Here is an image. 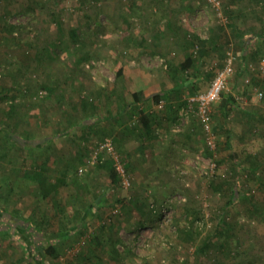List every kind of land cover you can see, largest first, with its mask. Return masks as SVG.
Listing matches in <instances>:
<instances>
[{
	"label": "rangeland",
	"instance_id": "obj_1",
	"mask_svg": "<svg viewBox=\"0 0 264 264\" xmlns=\"http://www.w3.org/2000/svg\"><path fill=\"white\" fill-rule=\"evenodd\" d=\"M216 1L217 5L206 0H0V90L13 86L19 94L0 102V127L8 125L23 138L41 139L77 124V119L81 121L78 129L74 128L70 134L61 131L63 134L41 146L40 152L18 145L15 154L0 132V148L3 146L0 158L5 153L11 157L9 165L21 162L24 174L20 176L27 181L30 178L25 174L32 169L25 154L37 156L39 152L41 163H46L45 174L52 178L58 176V168H64L67 162L77 164L82 190L76 192L77 185L70 189L73 195L81 194L78 197L81 199L74 202V198L65 197L63 202L71 213L75 205L77 209L86 208L87 200H93L95 194L105 200L99 209L103 215L100 218L88 215L82 221L84 229L63 237L56 246L58 257L44 258L43 264H76L83 258L95 264H264V222L252 219L243 203L246 201L240 199L222 214L227 199L210 188L213 178L224 177L230 184L235 183L241 193L256 196L257 200L264 196L260 188L264 181V56L245 65L241 50L242 40L251 36H256L257 43L264 47V0H235L232 8L228 0ZM229 7L233 14H229ZM70 29L79 31L78 42L69 40ZM184 37L191 38L192 45L186 44ZM52 42L57 45L56 51L50 46ZM44 48L47 54L40 57ZM73 49L94 54L78 66L75 72L78 77L68 81L80 87L79 97L88 96L99 107V113L95 112L93 117L97 121L95 126L82 125V120L93 112L84 110L83 104L74 105L75 88L65 84L69 83L66 77L71 73ZM190 53L195 56L194 68L183 74L177 72L176 62ZM228 58L232 60L233 73L220 99L212 106L208 133L191 109L186 112V100L205 91L215 71ZM48 66L51 69L43 71ZM119 69L122 76H117ZM51 79L59 81V86L54 87ZM138 89L146 96L166 94L162 107H155L153 101L137 105V112H157L161 116L153 141L145 142L143 151L138 147L142 142L136 139L129 138L124 148L114 142L122 130L127 133V127L135 126L138 113L126 120V125H116L112 119L104 118L119 97L114 91L121 93L120 99L131 102V91ZM228 95L236 103L225 115L215 108ZM21 100L25 107L19 105ZM183 101L186 106L177 115L168 114V106L175 107ZM10 103L17 105L16 114L5 124L3 115ZM228 131L230 146L226 142ZM106 142L111 143L112 151L101 148ZM158 154L161 159L155 157ZM248 155L263 162L262 168L256 174L248 169L237 173L234 160L244 165ZM79 156L81 162L77 160ZM107 157L115 168L120 165L128 177V186L121 183L107 188L105 173L84 176L89 171L95 172V165ZM167 157L169 163L163 165L161 160ZM20 184L16 186L17 202L7 204L19 207L26 219H35L32 223L53 212L50 198L22 199L28 185L37 190L34 181ZM117 198L122 202H114ZM136 199L147 202H132ZM186 207L191 209L188 225L193 224V230L199 232L195 237L179 233V225H185L189 215ZM76 210L73 220L79 223L81 212ZM221 216L240 228L230 238L223 234L218 238L220 242L226 240L231 254L239 252L232 262L227 259L229 247L197 254L201 242L217 227L224 230ZM102 226L108 228L102 230ZM93 237L97 239L92 241ZM17 245L2 232L0 247L15 250ZM20 250L21 259H25ZM8 257L12 256L0 253V259H4L1 264H8ZM37 259L40 258L35 259L39 263Z\"/></svg>",
	"mask_w": 264,
	"mask_h": 264
},
{
	"label": "trees",
	"instance_id": "obj_2",
	"mask_svg": "<svg viewBox=\"0 0 264 264\" xmlns=\"http://www.w3.org/2000/svg\"><path fill=\"white\" fill-rule=\"evenodd\" d=\"M228 1L230 2L229 5L231 7V5H233L235 0H228ZM230 7H229L228 12L229 14H233L234 12L231 10L232 7L231 8ZM237 31H238L237 28L234 26V33L236 34ZM68 37L70 38L69 40L71 42H74V43L78 42L79 31L77 29H70L68 33ZM27 39L29 41H33V38L31 39L30 37H27ZM256 39H257L256 36H251L247 38L246 40H242L241 50L243 51L242 57L244 59L245 65H246V62L251 59L261 58L264 56V47H262V45L260 46V44H258L259 42L257 43ZM184 41L186 44L192 45L191 38L184 37ZM51 44L52 45L50 46L52 50L57 49V45L55 44V42H52ZM252 48L253 49L255 48V50H251ZM45 49L46 48H44V50L43 49L41 50L40 57L42 56V54H47ZM73 53H74V61L72 63H69V69L71 70V73L68 75V77H66L67 82H69L68 81L69 79L72 80L75 76L78 77V74H75V72L78 71V66L82 63V61H89V59L94 56L93 53H90L88 51H85L82 53L80 49L79 51L78 49H73ZM195 62H196L195 56L192 53H190L186 55L184 61L177 62L175 70H177V72H180L182 74L186 73L190 71L192 68H194L196 64ZM222 67L223 65H221L219 69L215 71V73L218 70H220ZM47 69L50 70L51 66H48L47 68L45 67L43 71H47ZM215 73L213 74L212 78L214 77ZM82 75L83 73L82 74L80 73V76H79L80 79ZM117 76H122L121 69L117 71ZM51 80L56 84L54 85V87L59 86V81L55 79H51ZM65 84H69L73 86V88H75L73 92L74 94H76V96L73 99V104L76 106L78 105L80 106L83 104L81 107L84 110L93 112V113H90L89 116L85 117L84 120H82V123H83L82 125L87 126V127H91V125L95 126L97 121H95L93 117H94L95 112L99 113V107L95 105L94 103H92L91 100H89L88 96L85 98L79 97V94L81 93V89L77 84L70 83V82L65 83ZM31 87L32 88L35 87L34 83L32 84ZM175 88L177 90H181L180 86H175ZM47 90L49 92H55L54 89L47 88ZM17 91L18 90L13 88V86H11L10 88H6V89L4 88L0 90V102L2 100L4 101V100L14 99L15 96H19V94H17L18 93ZM59 92L60 91L57 92V96H59ZM92 92L90 91L91 94ZM51 94H54V93H51ZM113 94L116 95V97L117 95H119V97L118 99L114 100L113 110H107V116L104 117L105 119L107 120L112 119V121L116 125H123V124L126 125L125 124L126 120H131L136 115V113H138L137 114L138 119H137V122L135 123V126H129V128L127 127L126 129L127 133L126 132L124 133V131L122 130V135L120 136V138H117L114 141L115 145L124 148V144L127 140H129V138L134 139V140L136 139L142 142L141 144L139 143L138 147L141 151H143L144 148H146L144 140H146L147 142H152L155 137V127L159 123L158 122L159 115H157V112L149 113L143 110H140L137 112V109H138L137 105L143 104L145 102H150V101H153L154 103H159L166 96V94L155 93L153 95L146 96L142 89H138V90L131 91L130 93L131 99H132L131 102H127L123 99H120L121 93L117 94V92L114 91ZM235 103H236L235 99L232 96H229V95L223 96L222 100L219 102V104L217 105L215 109L218 111L221 110L223 114L226 115L231 110L230 107H233ZM19 105H23L25 107V103L22 100ZM74 105H72L73 109L76 108ZM8 106L9 108L7 109L8 110L7 113H4L3 115L5 124H6V121L13 119L14 115L16 114L15 110L17 108V105L10 103ZM184 106H186L185 101L180 102L175 107L168 106V114L177 115L178 111ZM90 107H91V110H89ZM123 115H127L126 119L123 118ZM99 118L100 117H98V119ZM74 124L70 125L69 127H66L65 129L63 128L59 131L55 130V133L52 134V136H46L45 138L36 139V140L31 137L23 138L19 136L18 130L16 129V132L13 131L11 130V128L7 127L8 125L5 127H0V132L1 134H4L5 136L13 138L15 140V143L17 142L19 146H26L28 144L33 145V143L35 142H36V146H41V145H45L46 143H49L51 139L59 137L61 134H63V132L65 133V131L68 132V134L72 133L71 130H73L74 128L78 129V127L81 126V121L77 119V124L76 123ZM27 133L28 131L25 134ZM142 134L144 135V137L142 136ZM226 139H227L226 141L227 145L230 146L229 144H230L231 138H230L229 131H228ZM168 146L169 148H171L172 143H169ZM155 157L158 159L162 158V156L159 154L155 155ZM164 157L166 156L164 155ZM246 157L247 159H245L244 161L246 163L244 164L245 166L241 164L242 163L241 161L234 160L233 163H234V168L236 172L238 173L239 171H241L240 169H248V171H250L251 173L256 174V172L262 168L263 162H260L254 155H248ZM77 160L81 162L82 158L80 159V156H79ZM161 162L163 163V165H167L169 163L168 157L165 160H161ZM60 163H62V160ZM220 163L221 162H218V164ZM45 164L46 163L43 162V165L37 168H34V170H31V172H27L25 174L26 177H29L32 181L36 183L37 190L39 192V195L42 197V199L50 198L53 204V212L51 214L42 215L41 218L37 219L34 223H31V226H30V228H32L33 231H35L34 233H36V235L35 236L32 235L31 238L34 240L36 237V241L40 243V246H38L40 254L36 256L37 258H40L39 259L40 261L38 264H43L44 258L56 259L58 257V254H57L58 249L56 248V246L58 245L57 243L60 242L61 240H64L63 237L66 238L74 234L76 231L80 229L81 230L84 229L82 225L83 223L82 221H85L88 215L91 216L92 214H96L97 218L98 217L100 218L103 215L100 211L101 205L105 201L97 197V195L95 194V197L93 200L91 201L87 200L86 208L82 210L81 208L77 209L78 207L75 205L74 206L75 210L77 209L76 210L77 212H81V216L79 217L80 222L79 223L75 222L73 220V216H75L73 213L74 208L72 210V213L67 211V209H65L63 202H65V197L66 198L68 197L67 200H69V197L74 198L73 199L74 202L76 201L78 202L81 199V198H78L81 194L76 193V195H73L74 192H72L70 189V186L77 185L76 192H80L82 190L80 184H78L79 179H81L79 178V174L77 171L78 165L77 164L75 165V163L74 165L69 164L67 162V164L64 165V168L62 169L58 168V176L52 178L48 174H45L46 172ZM128 166L129 165L126 164L127 170H129L130 168ZM94 171L95 172L89 171L85 173L84 176L92 177L96 173H100V174L105 173L107 177V183H108L107 188L117 187L121 184L120 175L118 174L113 162L111 161L109 157L103 160H99V162L95 165ZM260 185H261L260 188H262V191H263L264 181H262ZM210 188L214 192L222 193L223 196L226 197L227 199L223 206V210L221 211L222 214L224 213L225 208L233 206L236 203V200L240 199V200L246 201L243 203L247 205L248 210H249V215L251 216L252 219H255L257 222H260V223L264 222V196L262 198H259L260 200H257L256 198L258 197L256 196L250 195L248 193H243V192L241 193L240 191L236 189L235 183L230 184L229 180L224 177L213 178L212 181L210 182ZM105 192H106V189L104 193ZM144 194L149 196L146 192ZM96 198H99V200ZM114 202H122V201L119 198H117L115 199ZM132 202L140 203V202H147V200L145 201V199L144 200L136 199ZM142 205L144 206V204ZM2 208H0V231H3L6 235H8L7 230L11 231V228L13 227V225H14V228L21 231L23 227L22 224L25 222L23 219H21L22 210L19 207H16L14 208L12 213H9L8 211ZM185 211H186V215L191 213V209L189 210L188 207H186ZM149 213L154 215V213L151 210H149ZM189 217H190V214L188 215V218H186L185 220L186 221L185 225L183 226L179 225L178 229H179L180 236H183V237L194 236L195 237L199 233L198 231L193 230L192 228L193 224L188 225L187 221L189 220ZM221 218L225 222L224 230L217 227L212 235H209L208 237H206V239L202 241L201 244L199 245V249L197 250L198 255L207 254V252H209L210 250L221 251V249H224V248L227 249V247H229L226 240H224L223 242H220L218 238L221 236V234L225 235L227 238H230L231 235L236 234L235 232L237 231V229H240V228L238 227L237 223L227 222L226 218L222 216ZM76 221H78V219ZM76 223L78 226L76 225ZM240 227L243 229L242 226ZM107 228H108L107 226H102V230L107 229ZM95 238L97 239V237H93L92 241L96 240ZM32 239H31V243H33ZM109 240H112V237H110ZM97 244L99 245V243ZM113 245H114V242H113ZM238 255H239V252H237L236 255L231 254V249H230L227 254V259L230 262H232L237 258ZM88 261H89L88 259L85 260L83 258L81 260L79 259V261H77L76 264H95L93 262H88Z\"/></svg>",
	"mask_w": 264,
	"mask_h": 264
},
{
	"label": "crops",
	"instance_id": "obj_3",
	"mask_svg": "<svg viewBox=\"0 0 264 264\" xmlns=\"http://www.w3.org/2000/svg\"><path fill=\"white\" fill-rule=\"evenodd\" d=\"M184 60H185V58L183 60L182 59L179 60V62H182ZM161 101H163V99ZM160 102L156 103L155 107H160L159 106ZM161 107H162V105H161ZM5 138L7 139L6 143L11 144V145H7V146H10V148L13 147L12 149L16 154V151L14 149H16V147H19L17 142L15 143V140L13 138L8 137V136H5ZM43 138H45V137H43ZM45 142H46V140H45ZM144 142H147V141L144 140ZM27 146H29V148L30 147L37 148L40 152V150H41L40 148L43 145L36 146V142H35V143H33V145L28 144L26 146H21V147H27ZM2 147L0 149H2ZM39 152H38L37 156L35 154H34V156H27L26 154L24 155L25 159L29 157L28 159L31 162L29 165H30L32 170H34V168H37V167L43 165V162L41 163V158L39 157L40 156ZM17 154H18V158L21 157V153H17ZM5 157H6V154L2 153L1 158H0L1 164L3 165V166H0V206H1L0 208L3 207L2 209L8 211L9 213H12V211L14 210V208H16V206L14 204H7L6 202H17L18 192L16 191V188H17L16 186H18V184H20V183H22L24 185H26V183L29 184L30 181H32V180L29 179L30 181H27L23 177L21 178L20 174H22V173L24 174V172L21 171V166H20L21 162H19L17 164V166L15 163H12V165H9V161H10L11 157L8 158V156H7L6 161H4ZM12 157H14V156H12ZM23 160H22V162H23ZM45 169H46V166H45ZM14 172H16V175L13 174ZM22 179H23V181H22ZM31 187H32L31 185H28V187L26 188V190H28V191L26 192V195L22 199L28 200L30 197L40 196L38 190H36L35 187H32V188ZM36 187H37V185H36ZM21 217H23V220L25 221L22 224L23 227H22L21 231L14 228V225L11 228V231L7 230V233L10 236V238L12 240L16 241L18 243V245H20L21 247L17 245L16 246L17 249H15V250L12 247L11 248L0 247V253H4L5 255L12 256L11 258L8 257V260H9L8 264H22V260L25 261L24 264H38V262H36L35 259L37 258L36 256L40 254L39 253L40 251L38 248V246H40V243L38 241H36V237L34 240L31 238V236L32 235L35 236L36 233H34L35 231H33V229L30 228L31 223L35 219H31V220L26 219L23 214L21 215ZM2 232L3 231H0V236H1ZM31 239L33 240L32 241L33 243H31ZM20 248L23 250V253L25 255V259H21L22 252H21ZM14 251H16V253ZM37 260H39V259H37ZM3 261H4V259H2V260L0 259V264Z\"/></svg>",
	"mask_w": 264,
	"mask_h": 264
},
{
	"label": "built area",
	"instance_id": "obj_4",
	"mask_svg": "<svg viewBox=\"0 0 264 264\" xmlns=\"http://www.w3.org/2000/svg\"><path fill=\"white\" fill-rule=\"evenodd\" d=\"M210 2V4L217 5L218 2L216 0H206ZM233 73L232 68V60L228 58L223 67L218 70L212 80L208 88L205 91L196 93L193 96L187 98V110L186 112H193L195 116L198 118L199 122L201 123L202 127L205 131L209 133L210 131V123H211V116H212V106L215 104L221 96L222 91L225 88L226 82L228 77ZM261 96V93L259 94ZM161 107V102L159 104ZM101 148L103 150L112 151V146L110 142L104 143ZM117 160V157L116 159ZM93 163V162H90ZM116 170L121 178V183L124 186L129 185L128 177L124 174L123 170L120 168V165L116 166ZM83 169L80 168L79 172H82Z\"/></svg>",
	"mask_w": 264,
	"mask_h": 264
}]
</instances>
